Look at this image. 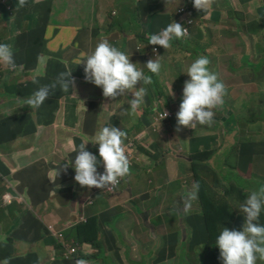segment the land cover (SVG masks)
Returning a JSON list of instances; mask_svg holds the SVG:
<instances>
[{"label": "crops", "instance_id": "obj_1", "mask_svg": "<svg viewBox=\"0 0 264 264\" xmlns=\"http://www.w3.org/2000/svg\"><path fill=\"white\" fill-rule=\"evenodd\" d=\"M123 1L130 5L133 12L130 15L134 17H131L129 23L122 24L116 20L121 14L118 4ZM229 2V8L226 11L222 8L217 10L215 19L212 17L211 11L199 19L200 37L203 38L206 34L211 35L215 31V38L218 39L224 52L211 49L206 51V57L211 62L210 70L216 73L227 87V95L224 97V105L227 106V110L228 105H226L225 98L228 97L229 87L234 90L235 96H239L238 98L246 96V93L256 98L264 97V24L261 28L256 27L257 21L264 19V0H221L216 6H223ZM17 4L18 0H0V43L12 46L17 65L15 69H10L0 63V195L6 189L7 180L16 186L27 203L38 202L47 195H51L59 199L60 204H57V208L49 210L45 216H41L27 210L26 203L17 201L8 204L0 203V264H43V261L39 262V259H44L49 249L55 254L51 264H76L78 259H83L68 255L65 246L70 243H64L62 238H56L47 232L45 225L48 222H54L59 224L56 226L61 225L62 227L68 222L74 221V219L59 221L65 219L69 215V211L75 216L79 214V212H73L67 204V189L80 186L74 179L75 168L70 165L65 171L63 170L64 166H58L57 162L66 160L64 164L66 165L68 161H74L76 152L70 156L69 151L73 145L71 140L76 139L70 135L73 130L80 131L86 107H93V104L96 107H112L113 111L116 110L117 113L122 112L121 107H123L124 112L130 110L132 113L138 114V119L132 125L127 127L121 123L117 125L126 134L130 128L133 129L134 134L131 136L134 140V147L137 140L155 131L161 122V129L156 135L168 139L174 156H176L175 159H167L165 162L167 179L178 177L184 181L185 177L194 174L199 188L206 187L211 193L216 192L221 203L227 204L226 215L233 211L228 204L229 199L239 200L245 187H231L229 190L227 179L221 176L224 185L208 181L207 177L202 180L199 161L201 157L216 158L218 153L223 152V147L238 135L239 139H244L240 142L237 153L234 155L232 152L238 172L249 174L250 178L253 177L256 162L264 159V113L261 109L256 112V108H254L259 116L251 119V124L241 127L240 131L236 130L237 125L231 127L228 124L227 116L222 122L227 129L219 130L220 117H217L209 129L193 135L190 140V133L182 137L164 122L166 118L171 119L167 121H177L176 113L179 111V107H146L147 102L151 99L149 96L151 88L156 86L159 81L164 80L166 72L165 63L158 75L151 73L145 66L148 60L159 57L166 50L162 46L156 45L159 46V50L155 54L151 48L155 46L148 43L149 35L159 33L172 23L171 20L161 21L157 18L158 11L163 10L162 7L155 9L161 4L160 1L27 0V5L22 8L17 7ZM116 6H118L117 10H115ZM235 14H238L239 17L232 18V15ZM223 21L230 28L227 33H222L219 30V25ZM115 25L117 26L116 31L108 37L104 36L103 29H110ZM102 39H107L110 44L123 51L139 70L151 77L152 83L144 85L147 89V95L143 101L144 107L142 103L139 105L141 107L138 106L133 111L129 104L133 98L131 93L121 96L125 97L123 101L118 100L120 97L112 100L103 96L101 87L85 80L84 63L86 61L81 64L79 62L91 54L97 46V41L101 42ZM132 44L135 45L134 49L130 47ZM142 48H145L146 51H142ZM224 54L229 56L223 57ZM45 59H47V69L43 66ZM192 63L191 61L188 67ZM25 70H32L33 79L38 81L36 90L43 85L54 83L61 72L72 71L75 89L62 92L57 85L54 95L50 96L41 107L31 109L23 101H16V98L21 95L14 79L18 72ZM44 75H48V77L43 80L42 76ZM182 77L185 80L190 79L187 75ZM142 86V82L136 85L137 88ZM178 86L181 87L180 84ZM173 89L176 91L175 87ZM124 103L125 105H123ZM257 105L264 108V100L261 99ZM247 106L246 100V105L241 108L242 111H245ZM108 109L113 112L111 108ZM16 110H20L21 114L14 116ZM163 110L167 111L169 115L162 120L163 117H160L159 113ZM231 113H235L234 108ZM124 115L125 113L121 117V122ZM73 120H76V124L71 129L70 123ZM117 123V119H111L108 126H115ZM184 129L188 133L189 128ZM192 130L196 131L197 129ZM84 132L88 133V129H85ZM251 135L262 139L257 142L260 148L254 147L250 139ZM183 139L187 142H182ZM195 139H197L196 146L190 148L192 140ZM152 142L153 140L150 141V143ZM38 144L42 147L41 150ZM134 153L132 147L128 156L131 174L135 169H139L137 157L145 167L147 165L141 156ZM153 157H158V152H155ZM182 157L191 158V163ZM158 162L159 160L156 161V164ZM49 165L53 166L52 170L45 176L46 167ZM30 169L31 172H29ZM175 169L178 171L176 172ZM59 172L65 175V179L61 182L58 181ZM212 172L217 174L214 170ZM36 174L41 175L42 178L36 179L34 177ZM149 177V174L145 172L148 184L158 178L156 174L153 175V171L152 178ZM260 178L264 180V175H261ZM157 189L162 190L163 186L159 187L157 184ZM194 190H187L186 197L189 192ZM146 192V188L134 190L132 180L127 185L123 180L117 191L108 195V205L103 207L98 215L93 211L90 212V208L86 211L85 208H88V205L82 208V211L85 210L86 213L96 215L100 225V241L103 237H112L110 242L107 238L104 239L105 247H114L115 252H118L121 240L119 223L127 215V212L120 207L115 208L111 205L112 196L124 193L133 196L136 201L137 198L146 197ZM84 198L85 195H83V200ZM179 199L182 200L183 196H180ZM136 203L140 206L137 201ZM132 206L136 211V207ZM114 212H120L118 221L115 219ZM137 215L142 217V223L153 236L148 210L143 209ZM239 215L241 216H237L232 224L235 230H242L245 221L242 211ZM114 219L117 222V230L112 234V228L108 226V222ZM172 219L168 218L169 221ZM137 220L138 217L133 221L139 223ZM14 224H16L15 227H13ZM74 227L75 225H71L68 231H73ZM64 231L62 227L61 232L65 236ZM81 233L83 231L80 227L70 238H66V236L65 238L73 240V237L75 239ZM53 237L56 238V241ZM177 244L178 233L165 235L154 261L162 263L170 259L176 251ZM87 245L83 244L82 246ZM150 253L151 249L148 251V254ZM87 254L90 256H86ZM82 255L88 258L84 259L87 264H96L94 263V254ZM135 263L140 264V262Z\"/></svg>", "mask_w": 264, "mask_h": 264}, {"label": "rangeland", "instance_id": "obj_2", "mask_svg": "<svg viewBox=\"0 0 264 264\" xmlns=\"http://www.w3.org/2000/svg\"><path fill=\"white\" fill-rule=\"evenodd\" d=\"M229 4L230 2L223 6H216L215 4L214 7H211L210 11L212 17L215 19L216 12L219 8H222L224 11H226L229 8ZM162 5L163 3H161L155 9L160 8ZM115 8H117V6ZM184 8L185 5L182 2H178L175 4H167L165 7L162 8L163 10L158 11L157 18H159L161 21L164 19H167V21H172L178 16V14L183 11ZM203 14L205 13H201L200 16L193 18L194 21L190 25L187 38L180 40H188L189 46H199L197 49H185L180 46L178 41H175L168 50L162 52L166 67L164 80L159 81L156 86L151 88L149 94L151 99L147 102L146 107H179L182 102V97L179 96V94L183 89L178 86V82L181 80L183 75H187L186 72L190 62H194L196 59L202 56L200 55V53H207L206 51L208 50L213 49L217 52L222 51V47L218 42V39L215 38V31L211 35L206 34L205 36H203V38L200 37L199 18ZM238 17V14L232 15V18ZM263 24L264 19H260L257 21L256 27L261 28ZM115 26H112L110 29H103L104 36L108 37L113 32H115V29L117 28V26ZM219 26V30L222 31V33H227L230 30V28L227 26V23L224 21L221 22ZM98 43L99 41H97V44ZM201 46H203L202 49ZM130 47L134 49L135 45L132 44L130 45ZM141 50L146 51L145 48H142ZM241 53H244V51H241ZM227 56L229 55L224 54L223 57ZM46 60L47 59H45L43 66L47 69L48 65L46 63ZM45 72L47 73V70H45ZM42 77V79L44 80L48 77V75H44ZM32 79V70H25L17 73L14 80L17 82V90L19 91L21 96L16 98V101H23L25 104V101L30 98L32 94L36 91L37 83H34L33 81L36 80ZM173 87H175L177 94ZM171 92L174 93V96L171 95ZM245 95L247 97L243 96L238 98L239 96H235L234 90H231V87H229L228 97L225 98V102H227L226 105H228V110L227 106H225L224 104L218 109H214V120L217 117H220V121L218 122L219 130L226 128V126H224L222 123L226 116L228 124H230L231 127H235L237 125L236 130L240 131L241 127L243 128L251 124V119L259 116V114L256 113L259 109H261L262 113H264V108L257 105V103H259L261 99L264 100V97H252L248 95V93H246ZM124 98L125 97H120L118 100L123 101ZM246 100L248 105L247 109L245 111H242L241 108L246 105ZM123 105H125V103ZM144 106L145 105L143 103V107ZM108 108H111V110L113 111L112 107H96L95 104H93V107H88V110L83 119V124L80 128L81 131L76 132L73 130L70 137L75 138L82 136L83 138H85V129H88V135H92L95 132L96 128L99 127L100 123L107 118L117 119L118 123L115 125L116 127L117 125H119V123L126 127L130 126L135 123V121L138 119V114L136 112L132 113L130 110L124 112L123 107H121L122 112L120 113H117L116 110L110 112ZM233 108L235 109V113H231ZM254 108H256V112L254 111ZM124 113L125 115L123 121L121 122V117ZM20 114V110H16L13 115L18 116ZM167 120L171 119L166 118V120L164 121L165 124L169 128H172L176 131L177 121ZM75 124L76 120H73L70 123V128H74ZM161 125L162 123L160 122L155 131H152L151 133H149V135H146L144 138L137 140L136 146L133 147V150L135 152L134 154L141 156V158L147 163L146 167L144 163L141 162L140 158L137 157V159L139 160V162L137 163L139 169H135V171L130 176L124 178L125 185H127L129 181H133L134 190H142L143 188H146L147 196L137 198L136 200L140 204L141 208L136 203L133 196L126 195L124 193L120 195L118 194L117 196H112V199L110 200L111 205L113 207H120V209L127 212V215L122 218L119 223V236L121 240L119 242L118 252H115L114 247H105L104 245V239L107 238V240L110 242L112 240L111 236L101 238V244L99 247H92L90 245H79V253L94 254V263L96 264H137L135 262H140V264H222V261L219 259L220 250L219 247L216 245V239L223 230V227H227L232 230L234 229L233 225L231 223H227L225 225L223 224L224 226H220L219 229L216 231V238H213V236L211 235V242L209 247H207L208 249L204 248L205 246H202L199 247L197 250H192V248H190L188 245V241L192 236V229L197 227H203L204 222L201 214H197L196 216L190 218H187V215L190 212L196 211L200 208L198 201H194L191 204V207L187 211H185L183 208H180V206L184 204V201L179 199V196L177 197L175 195H169L166 189H157L156 184L159 183L158 181L155 182L154 180H152L150 184L146 183L145 172L149 174V178H152V171L153 174H156L158 177H163L164 172H166L165 166H163V168L161 167V165H158L156 167L157 160H159L161 164L165 165L167 159L170 160L176 158V156H174V151L172 150L171 143L168 141V139H164L156 135L161 129ZM211 126L197 125L196 131L189 128L188 133H186L185 129L183 128V130L178 132V134H180L182 137H185V134L190 133L189 138L191 140L193 135L199 134L202 131L209 129ZM128 134H134L132 128L129 129ZM250 139L254 144V147L260 148V146L257 145V142L261 141V138H257L254 135H251ZM151 140H153L152 143H150ZM243 140L244 139H239L237 135L233 138L230 143H228L227 146L223 147V152L220 154L218 153L216 158L206 159L201 157L199 161V172L202 180L204 177H207L208 181L215 182L217 185H224L225 183L222 181V178H225L229 183V189L231 187H245L243 192L241 193V198L239 200L234 201L232 198L229 199L228 204L230 205L231 209L237 213L241 212L240 206L243 204L244 200L249 195V193L254 190H257L261 185H264V180L260 178L261 175H264V159L256 162L255 175L253 177L250 178L249 174H242L238 172L237 165L234 160V155L237 153L239 144ZM71 142L73 144L72 149L77 151L79 145L81 144L80 141L71 140ZM182 142L187 141L183 139ZM196 144L197 139L192 140L190 148L195 147ZM38 146L41 150L42 147L40 146V144H38ZM98 149L99 145H93L92 142L88 146H86V150L92 152L94 155L97 156L98 160H101L102 158H100L99 156ZM155 152H158V157L156 158L153 157ZM232 152L234 153V155ZM70 156H72V152H70ZM182 158L190 161L191 163V158ZM65 163L66 160L58 161L57 165L64 166ZM101 166L102 164L99 166L98 171L100 170ZM52 167V165L46 167L44 173L45 176L47 173L51 172ZM211 169L217 172V174L215 175ZM175 170L176 172L178 171L177 169ZM31 171L32 170L30 169L29 172ZM34 177L36 179L42 178L41 175L37 174L34 175ZM64 179L65 175L63 173H60L58 175V181L61 182ZM175 179L179 180L183 184L182 188L185 192L187 190L194 189V184H197V179L195 178L194 174H190L189 176L185 177L184 181L183 179H179L178 177H176ZM158 186L160 187L161 184ZM86 191L88 194H90L91 199L87 201L85 200V204L89 205L93 200L92 205L90 206V212L93 211L96 215H98L102 208L108 205L109 201L107 199L109 194L104 190L97 188H92L91 190H89L88 188H81V186L68 188L67 204L73 212H79V214H81L83 205V194ZM57 204H60L59 199L55 198L54 196L47 195L45 198L41 199L38 202H28L27 210L33 211L41 216H45V214L49 210L57 208ZM132 205L136 207V211L133 209ZM143 209H147L150 215L153 236L151 235L150 230L142 223V217L140 218L137 215ZM132 217L133 220L138 217L137 221L139 223L133 221ZM169 217H173V219L169 221ZM75 218L76 216L74 215V213L72 214L69 211V215L65 219H61L59 221L62 222L64 220H72ZM2 220L4 221V219ZM46 224L48 227H53L54 231L52 230V232H55L57 228H61L62 230L63 227V229L65 230L64 232L66 234L68 233L69 225H63L61 227V225L56 226L59 224H55L54 222H48ZM108 226L112 228L111 233L114 234L117 230L116 220L114 219L112 221H109ZM171 233H178V244L176 251L170 259L162 263H156L154 261V258L158 255L162 240L165 235H169ZM53 238L54 240L56 239L55 237ZM71 240L72 239H66L64 236L63 242L69 244L71 243ZM182 241H185V244L181 245ZM213 245L214 247L212 248ZM149 249H151L150 254H148ZM54 255L55 254L53 253V251L49 249L45 258H40L39 262L43 261V264H51ZM257 264H264V261H257Z\"/></svg>", "mask_w": 264, "mask_h": 264}, {"label": "clouds", "instance_id": "obj_3", "mask_svg": "<svg viewBox=\"0 0 264 264\" xmlns=\"http://www.w3.org/2000/svg\"><path fill=\"white\" fill-rule=\"evenodd\" d=\"M157 1L163 3L162 8L167 4L178 2H182L185 8L166 28L157 34L149 35L148 43L158 48L155 51L154 47H151L155 54L158 52L159 46L168 50L175 41H178L179 44L181 42L188 43V40H180L187 38L190 25L194 21L193 18L200 16L201 13H205L202 16L206 15L210 12L211 7L221 2V0ZM26 5L27 0H18L17 7L22 8ZM194 13L196 16H193ZM85 61V80L101 87L105 98L116 100L126 93H131L133 98L129 104L133 111L143 103L144 97L147 95V89L144 85L152 83L151 77L139 70L128 55L110 44L107 39H102L95 50L82 59L79 64ZM0 63L10 69L17 67L11 45L0 43ZM210 63L206 56H200L187 69L186 74L190 79L186 80L183 88H181L183 89V96H181L182 91L179 94L182 97V102L179 111L176 113L177 132L182 131L183 128L195 129L197 125L211 126L214 122V109H218L224 104L227 87L218 75L210 70ZM163 64V54H160L159 57L148 60L145 66L151 73L158 75ZM33 82L38 83V81ZM139 82H142L143 86L137 88L136 85ZM57 85L62 92L75 89L72 71L61 72L54 83L39 87L25 101V105L31 109L41 107L50 96L55 94L54 90ZM171 95L174 96V93L171 92ZM168 115L169 113L164 111L162 120ZM110 123L111 118L101 122L93 133L95 137L89 140L93 145H99L98 151L101 160L86 150L89 141H85L79 145L74 161H68V164L63 167V170L66 171L68 166H74V179L81 188L111 190L118 185L120 179L130 175L128 156L134 147V140L133 146L129 148L126 144V138L129 136L133 139V137L131 134L123 132L119 127L108 126ZM123 143L128 151V156ZM99 164L103 165L104 171L102 173L98 171L97 166ZM194 189L188 193L185 199V211L191 207V201L196 199L199 189L198 183L194 184ZM240 209L245 217L242 230H230L223 227L216 239V245L220 250L219 259L222 264H257V261H264V224L259 223L261 212L264 211V185L250 192ZM77 257L86 259L82 254ZM76 264H87V262L78 259Z\"/></svg>", "mask_w": 264, "mask_h": 264}, {"label": "trees", "instance_id": "obj_4", "mask_svg": "<svg viewBox=\"0 0 264 264\" xmlns=\"http://www.w3.org/2000/svg\"><path fill=\"white\" fill-rule=\"evenodd\" d=\"M119 8L121 9V14L117 17L118 22L123 23H129L131 17L133 18L134 16H131L130 14L133 13L130 5L127 4V2H121L118 4ZM115 8V10L118 9ZM193 16H196L194 13ZM180 46L185 48V49H197V47H190L188 43L181 42ZM203 46H201V49ZM202 56H206V53H201ZM181 96H183V91L181 92ZM109 118L105 119V121H108ZM210 159V158H208ZM158 165H161L163 168V164L158 162L156 164V167ZM103 167V165H102ZM155 167V168H156ZM104 169V168H103ZM197 169V168H194ZM131 174V172H130ZM154 175V174H153ZM130 176V175H129ZM124 178L120 179V182L118 183L117 186L114 187V190L112 193H110L107 190H104L107 192L109 195L113 194L117 191L118 187L121 185L122 181ZM155 182L158 181V185H162L163 189H166L169 195H175V196H183L182 201H184V204L180 206V208L184 209L185 206V199H186V194L185 191L183 190V184L176 179H167V173L164 172L163 177H158L157 179H153ZM157 185V184H156ZM230 190V189H229ZM179 192V193H178ZM194 201H198L200 208L196 211L190 212L187 215V218L194 217L197 214H201L204 222V226L201 228H194L192 229V236L188 241V245L192 250H197L199 247L205 246L204 248L209 247L210 242H211V235L213 238H216V231L219 229L220 226H224L227 223L233 224L235 218L238 216L240 217L239 213L232 211L229 214L226 215L228 212V207L227 204L221 203L219 198L217 197V193H211L210 190L206 187H201L199 188L197 192L196 199ZM191 201V204L194 202ZM93 202V200H92ZM92 204V203H91ZM90 205H88V208L86 207L85 210H89ZM120 215V212H114L115 219L118 221V216ZM244 217V215H243ZM173 218V217H171ZM245 219V217H244ZM264 219V211L261 212L260 218H259V223L264 224L263 222ZM224 224V225H223ZM16 224H14L13 227H15ZM82 229L83 233H81L78 237H76L73 240L74 242L79 246L83 244H88L91 246L99 247L101 244L100 237H99V232H100V225L97 221L96 215L92 213H88L86 220L84 222L77 223L73 229V231H68V233H65L66 238H70L72 235H74V232L77 231L78 229ZM185 244V241H182V245ZM79 246V248H80ZM213 248V246H212ZM208 249V248H207ZM86 256H90V254H87Z\"/></svg>", "mask_w": 264, "mask_h": 264}, {"label": "built area", "instance_id": "obj_5", "mask_svg": "<svg viewBox=\"0 0 264 264\" xmlns=\"http://www.w3.org/2000/svg\"><path fill=\"white\" fill-rule=\"evenodd\" d=\"M153 49H155V51H157L158 48L154 47ZM86 108L88 110V107H86ZM87 110H86V112H87ZM164 111L165 110H163L161 113H159L160 117H163ZM104 121L105 120H103L102 122H104ZM80 131H81V129H80ZM80 131L76 130V132H80ZM84 136H85V138L80 136V137H75V139L77 141H80V143H82V142H85V141L92 140L95 137V135H93V134L92 135H88V133H85V132H84ZM90 143H91V141L88 142L87 146ZM126 144H127V146L129 148L132 147L133 146V139L128 136L126 138ZM123 146L125 147L124 143H123ZM125 151H126V155L128 156V151L126 150V147H125ZM70 152L74 153V152H77V151H75L74 149H71L69 151V154H70ZM103 171H104V169L101 166L99 172L102 173ZM5 186H6L5 191L0 195V203L1 204H8V203H11L13 201H17V202H20V203H26L27 204V201H26L25 197L16 189V186L13 183H11L10 181L6 180ZM113 190H114V188H112L111 190H107V191L112 193ZM83 195H85V198L83 200L82 208L87 206V204H85V200L87 201V200L91 199L90 198V194H88L87 191ZM87 214L88 213H86L85 210L81 211V214H78L72 223L68 222L66 225H69V227H70L71 225H76L77 223L84 222L86 220ZM45 228H46L47 232H49L50 234L54 235L56 238L58 237V238L64 239V235H63V233H61V229H56L55 232H52V230L54 231L53 227H48L47 224L45 225ZM73 244H76V243L73 240H71V243L69 245L65 246L67 254L70 255V256H73V257L74 256H80L81 253H79L80 252L79 246L77 244L76 245H73ZM81 260H84V259H81Z\"/></svg>", "mask_w": 264, "mask_h": 264}, {"label": "flooded vegetation", "instance_id": "obj_6", "mask_svg": "<svg viewBox=\"0 0 264 264\" xmlns=\"http://www.w3.org/2000/svg\"><path fill=\"white\" fill-rule=\"evenodd\" d=\"M209 46H210V45H209ZM185 81H186V80L182 77L181 80H180V83H179L180 86H181L180 88H183ZM246 199H247V198H246Z\"/></svg>", "mask_w": 264, "mask_h": 264}]
</instances>
